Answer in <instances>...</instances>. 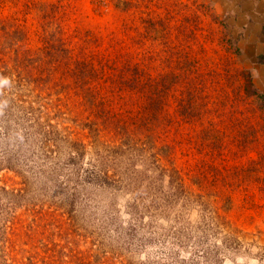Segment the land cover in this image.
Instances as JSON below:
<instances>
[{
	"label": "rangeland",
	"instance_id": "rangeland-1",
	"mask_svg": "<svg viewBox=\"0 0 264 264\" xmlns=\"http://www.w3.org/2000/svg\"><path fill=\"white\" fill-rule=\"evenodd\" d=\"M261 54L264 0H0V264H264Z\"/></svg>",
	"mask_w": 264,
	"mask_h": 264
},
{
	"label": "trees",
	"instance_id": "trees-1",
	"mask_svg": "<svg viewBox=\"0 0 264 264\" xmlns=\"http://www.w3.org/2000/svg\"><path fill=\"white\" fill-rule=\"evenodd\" d=\"M63 50H64V49H63ZM64 52H65V57L68 58V55H67L68 53H67V51L64 50ZM259 60H260V63H261V64H264V54H263V55L261 54V55L259 56ZM245 85H246L247 88H250V89L252 88V83H251V81L248 80V79L245 80ZM250 95H255V94H254V93H251ZM257 98H259L260 100H264L263 97H262L261 95H257Z\"/></svg>",
	"mask_w": 264,
	"mask_h": 264
}]
</instances>
